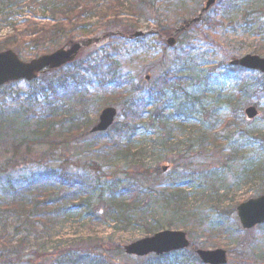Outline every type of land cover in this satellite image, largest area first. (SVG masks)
<instances>
[{"label": "rangeland", "instance_id": "1", "mask_svg": "<svg viewBox=\"0 0 264 264\" xmlns=\"http://www.w3.org/2000/svg\"><path fill=\"white\" fill-rule=\"evenodd\" d=\"M205 2L169 0L161 3L156 0L146 17L136 19L123 11L119 18L121 24L116 23V26L102 21L97 11L83 18L73 35L57 43L36 45L24 43L20 41L24 38L18 37L17 45L11 49L27 62L51 54L69 41L99 40L82 51L78 64L80 68L87 65L83 68L86 77L101 76L89 73L101 63L99 71L116 70L122 83L125 79L140 87L147 83V89L168 72L177 80L174 79L173 86L165 89L161 106L171 110L176 101L198 96L202 97L204 108L199 117L187 118L182 126L181 121L175 123L177 131L172 134L175 149L170 154L169 149L156 144L162 134L157 128H141L131 140L128 136L122 139L124 134L114 130L102 135L91 134L101 110L116 107L119 115L124 111V104L114 105V100L105 103V95L95 85L92 90L89 88L92 106L89 109L90 120L85 119L88 128L69 137L65 134L70 126L68 119L52 122V103L60 105V101L54 102L56 97L48 92L46 83L38 81L41 85L38 90L24 81L0 89V233L5 231L14 247L22 239H27L22 250L16 252L6 245L7 241L1 243L0 253L4 258L0 264H63L65 257L78 253L103 258L98 264H145V258L119 256V249L153 236L154 233L149 234L147 230L154 224L163 230L187 233L197 249L227 251L229 264H264V225L246 232L236 211L241 203L264 193V185L251 171L246 172L248 162L258 163L259 159H264V88L255 83L262 76L242 73L230 67L232 59L246 55L264 58V16L260 15L264 0H225V4L216 6L207 16V24H194L199 31L191 30L187 36L185 34L178 39L181 41L178 45L169 48L159 36L162 28L168 27L174 30L172 33L178 31L181 34L180 25L189 21V27L191 20L199 17ZM1 11L0 8V45L16 35L17 30L20 33L23 17H35L41 25L54 24L48 22V13L31 7L16 13ZM213 20L219 25L208 27ZM124 31H132L131 34L140 31L148 36L143 40L124 34L119 36ZM59 78L58 75L53 77L55 81ZM81 79L82 82L87 81L83 77ZM69 83L73 82L69 80ZM236 93L243 100L240 104L242 113L247 106L256 103L260 114L253 121L244 117L241 131L233 132L232 129L227 130L231 110L226 102ZM61 94L69 93L62 91ZM49 95H52L50 99ZM51 126L52 129L47 131ZM213 127L215 144L205 142L200 145L202 132L210 134ZM240 148L242 150L236 152ZM141 151H144V156L137 155ZM184 163L191 171L200 174L217 172L213 179L208 176L205 182L200 180L190 184L192 174L182 180V189L189 197L187 213L182 216L173 214L157 196L149 208L137 210L131 223L115 221L116 212L112 219L106 216L114 208V201L123 198L120 195L122 189L132 185L130 181L146 177L137 176L139 173L145 175V171L169 166L168 172L148 177L144 186L152 192L171 193L175 186H172L170 178L174 175L178 183L179 173L183 172L179 168L176 174L174 168ZM60 168L75 180L74 189L65 187L61 191H53L56 184L52 180L45 179L42 183L50 170L58 172ZM32 181L43 187L36 197L42 195L49 199L41 204L44 206L43 221L37 223L32 220L35 222L33 228L25 225L27 221L22 216L13 214L12 218L5 207H1L13 201L8 200L9 192L22 190ZM78 181L85 182L94 191L91 200L83 204L78 194L82 190ZM202 193L205 197L200 198ZM58 198L62 201H57ZM142 198L140 202H143ZM56 205H61V208ZM81 205L86 207L81 208ZM87 205H91L95 213L91 217L86 212ZM168 223L176 226L168 229ZM216 227L218 231L212 233ZM109 246H112L110 253L106 252Z\"/></svg>", "mask_w": 264, "mask_h": 264}, {"label": "trees", "instance_id": "2", "mask_svg": "<svg viewBox=\"0 0 264 264\" xmlns=\"http://www.w3.org/2000/svg\"><path fill=\"white\" fill-rule=\"evenodd\" d=\"M153 1L156 0H0V8L2 9L1 13L4 11H13V13H16L25 7H31L36 11L41 10L45 13H48L50 16L48 22L54 23H42L43 25H41V23L36 22L35 17H23L24 19L20 18L22 21V24L19 26L20 33L17 30L15 32L16 35L4 40L0 45V52L16 46L19 36L24 38L20 39V41L24 43H33L36 45L44 44L46 42L57 43L62 39L73 35L76 28L78 27L77 25L82 22L83 18H86L97 11H99L98 14L102 18L101 20L111 24L110 26H116V23L119 22L121 24L119 18H121L123 15V11L131 14L130 16L136 19H142L147 16L146 14L148 12L151 13V8L154 6ZM159 1H161V3L169 2V0ZM223 3L225 4V0H223ZM261 7L262 9L260 11V15L264 16V5ZM36 11L33 12V14H35ZM205 24H207V16L204 18L202 25ZM218 25L219 23L216 20H213L210 22L208 27H216ZM199 30V27L192 29L194 32ZM172 31L173 30H170L168 27H164L162 28L160 35L161 37L168 38ZM122 33L125 36L132 35V31H124ZM185 34L187 36V33H184L182 36H185ZM180 42L181 41H178V43ZM86 66H82L80 68L79 64L77 63L68 68L62 69L58 73L51 76L44 74L41 77V82L48 85V92L52 93L56 97L54 102L60 101V105L52 103L51 111L53 112L50 115L52 122L58 121V123H60L68 119V122L70 123V126L68 129H66L67 132L65 133L67 137H69V135L76 134L79 131L81 132L82 129L88 128L86 124L90 120L89 109L92 106V95L91 91H89V88L92 90L93 88L91 87H93V85L98 87L101 90V93L105 95V103L110 102V100H114L112 101L114 105L119 103L124 104V111L118 119L119 122L117 121L111 129L112 131L114 130L116 133L119 132L124 134L122 139L128 136L131 140L132 136H134L137 130L141 128H157L160 130V132H162V134L156 144L162 148L169 149L170 154H173L175 149L172 145V133L175 131V123L177 121H181L182 123H180V126H182L187 118L192 116L199 117L203 111V99L202 97L198 96H190L187 98V100L176 101L174 103L175 107L170 111L169 107L164 108L161 106V102H163L165 97V89L173 86L168 72L161 75L155 83L146 89L147 85L140 87L139 85L130 84L127 81H123L122 83V78H118V71L116 70L110 72L111 69H109L107 73L104 71H99L102 68L101 63L89 70V73L101 76H93L95 78L92 76L86 77L87 75H84L85 72L83 70V68ZM54 75H58L60 78L55 81V79H53ZM82 77L87 81L82 82ZM174 79L177 80V77L174 78L172 76V80ZM69 80H71L73 83L70 84ZM214 80L217 81L216 79ZM33 87L34 90H38L41 88V85L38 83ZM261 87L264 88L263 83L261 84ZM62 91L69 94H61ZM60 94L61 96H59ZM51 96L52 95H49V99ZM110 97H113V99H110ZM241 101L242 97L238 93L233 95L231 99H227L226 106H228L231 110V119L228 123L227 130L232 129L233 132L235 130L241 131L240 127L244 121V117L241 115ZM145 117L147 119H145ZM176 125H178V123ZM51 129L52 126L47 131H50ZM215 132L216 131L214 127L213 131H210V134L202 132L199 139V144L204 145L205 142H207V144H215V140H213ZM46 134L47 133H45L44 136H46ZM225 136L226 135H224V137ZM224 137L221 136V138ZM48 139L49 137L47 136V140ZM178 143L179 142H177V144ZM27 148L30 149V146H27ZM241 150L242 148L236 150V152ZM143 152L144 151H141L137 155L144 156ZM202 152L204 151H201V153ZM137 155L134 154L133 156L136 157ZM249 163L250 162L247 163L246 167L249 169H246V172L249 173L251 171L264 185V159H259L258 163ZM179 168H182L184 171V173L180 175L181 182L183 179L185 180L188 177V174H192L190 175V184H192L194 181L198 182L200 180H202L201 182H205L208 176L213 179L217 174V172H215L209 173L212 175H206L191 171L189 166L187 167L185 163L182 166H176V172ZM48 173L49 174H47L42 179V183L45 182V179L48 181L52 180V182L56 184V186L53 188V191H61L65 187H67V190H71L76 187L75 180H71V177L66 173V171H63V168H60V171L58 172L50 170ZM161 173L162 168L160 167L145 171V175L139 173L137 176L146 177L144 179L140 178L133 180V182L130 181V184L132 185L126 186L122 189L120 195L123 196V198L120 201H114V208L111 209L106 216L112 219L113 213L116 212L117 218H114L115 221L119 223H122L123 221L131 223L135 214L137 213V210H140L141 207L149 208L150 205H152V199H156L157 196H160L161 202H163V204L166 205V207L170 209L173 214L182 216L184 213H187L185 209L187 207L186 204L189 200V197L186 194V191L182 189L181 184L172 183V186H175V189H171V193L168 191L161 193L152 192L151 190L145 188L144 181L148 179V177L154 178L155 176L161 175ZM126 174L128 175V172H126ZM197 175L202 177L199 178ZM84 184L78 181V185L81 186L82 189L80 191V188H78V191H80L78 194L79 198L82 200V204L84 202L90 201L94 192L91 189L92 187H87L86 184ZM136 184L140 188L137 187ZM141 187L144 189H141ZM42 188L43 187L40 185V183H34L32 181L25 188H22V190L15 189L13 192H9L10 194L8 200H13V203L17 202L16 205L11 202L9 205H4L1 207H5L6 213H9L10 217L12 218H14L13 214L18 217L22 216V218L27 221L25 225L33 228L32 224L35 222H32V220L36 221L37 223L43 221L42 209H44V206L41 204H43L44 200H49L45 196L42 197V195H38L36 197V193L40 192V189ZM94 190H96V187H94ZM147 190H149L148 194H146ZM140 197H143V202L139 201ZM201 197H205L204 193L200 195V198ZM57 201L62 200L61 198H58ZM56 206L61 208V205ZM79 206L80 205L77 207ZM83 206L86 207V205H81V208H84ZM87 206L88 211H86V209L85 211L91 217L95 213H93L91 205ZM175 226L176 225L173 223H168L167 225L168 229H172ZM162 229V227L154 224L151 225L147 231L149 234H153ZM217 231L218 227H216V230H214L212 233H216ZM25 240L27 239H22L17 243L16 247H14L11 239H8L7 235H5V231L0 233V244H4L7 241L6 245L8 247L11 246L10 248H14V252L19 249L22 250ZM1 248L3 247L1 246ZM111 248L112 246H109L106 252H109ZM194 250V246H191L189 253H174L162 257L151 256L146 259L145 264H202L196 256ZM120 255L124 256V251L121 249H119V256ZM3 258V255L0 253V260H3ZM103 260L104 259L100 257L96 259L95 257H89L85 254L78 253L65 257L63 264H98ZM102 264H106V262ZM118 264H121V262Z\"/></svg>", "mask_w": 264, "mask_h": 264}, {"label": "water", "instance_id": "3", "mask_svg": "<svg viewBox=\"0 0 264 264\" xmlns=\"http://www.w3.org/2000/svg\"><path fill=\"white\" fill-rule=\"evenodd\" d=\"M217 0H208L203 9L206 13L215 5ZM202 19L200 15L197 19L190 22L192 26ZM182 28L180 31L184 30ZM174 33V35H176ZM143 33H136L135 38L142 37ZM99 40H88L79 43H72L68 50L61 49L52 55L42 56L30 63L21 61L18 55L13 51L0 53V87L9 83L22 79L32 81L36 79L40 72L49 68L55 70L62 66L76 61L81 51L84 48L90 47L93 43ZM170 47L176 45V39L170 38L168 40ZM234 66L244 67L250 70H259L264 73V59L257 56H246L239 60H234ZM249 119L257 117L258 112L251 107L246 110ZM117 116V111L114 108H109L103 111L100 116V123L93 129V133L105 132L114 123ZM166 170V169H164ZM238 217L244 230H252L257 226L264 224V196L250 200L238 207ZM190 241L184 232L180 231H164L155 234L150 238H145L137 241L125 248L127 255L136 257H146L149 255L162 256L172 252H178L190 247ZM197 255L204 264H227L228 255L224 250L215 251H197Z\"/></svg>", "mask_w": 264, "mask_h": 264}]
</instances>
